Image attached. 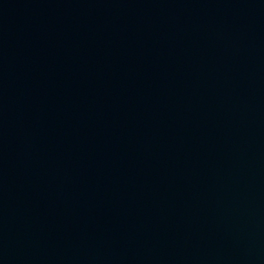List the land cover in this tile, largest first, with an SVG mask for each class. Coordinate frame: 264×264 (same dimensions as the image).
Masks as SVG:
<instances>
[{
    "label": "water",
    "instance_id": "1",
    "mask_svg": "<svg viewBox=\"0 0 264 264\" xmlns=\"http://www.w3.org/2000/svg\"><path fill=\"white\" fill-rule=\"evenodd\" d=\"M0 264H264V0H0Z\"/></svg>",
    "mask_w": 264,
    "mask_h": 264
}]
</instances>
